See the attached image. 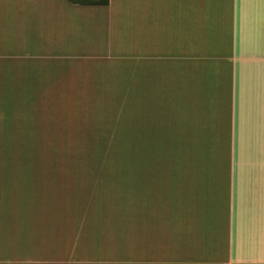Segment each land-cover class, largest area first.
Listing matches in <instances>:
<instances>
[{
	"label": "crops",
	"instance_id": "crops-1",
	"mask_svg": "<svg viewBox=\"0 0 264 264\" xmlns=\"http://www.w3.org/2000/svg\"><path fill=\"white\" fill-rule=\"evenodd\" d=\"M65 95L129 111L142 164L61 214V251L126 260L56 263L50 168L0 148V264H264V0H0V143Z\"/></svg>",
	"mask_w": 264,
	"mask_h": 264
},
{
	"label": "rangeland",
	"instance_id": "rangeland-1",
	"mask_svg": "<svg viewBox=\"0 0 264 264\" xmlns=\"http://www.w3.org/2000/svg\"><path fill=\"white\" fill-rule=\"evenodd\" d=\"M67 96L75 98L71 99L70 106L81 105L84 108L61 107L64 105L63 100L56 97L58 100L54 109L7 110L8 121H15L19 123L18 126L20 124L27 126L26 132L23 130L17 133L19 138L27 140L20 143L7 142L5 147L1 142L0 148L38 151L35 153L37 157H34L35 154L31 157H23V164L30 161L32 165L35 161L40 167L49 166L50 168L51 185L47 188L41 185L34 187L33 196L54 199L56 250L53 260L56 263L105 259L126 260L125 255L93 257L88 248L86 250L88 253H82L83 256L75 253L73 246H69L68 252L61 251L60 241L64 239L63 230L59 228L61 214L66 210L74 209L70 214L75 215L74 221L78 222L80 218L76 215L78 208L85 202L91 204L92 201L97 200L103 203L107 198H119L123 190L121 187H116L118 185L116 179L126 175L128 166L142 164V142L128 141L129 111L106 109L105 105L112 104L89 102L85 99L86 95H65L68 101ZM79 96L82 97L81 100ZM99 97L102 98L104 95ZM133 114L136 112L132 111L131 116ZM141 116L143 117V114ZM147 118H149L148 115ZM122 169L124 173L120 172ZM78 233L80 231L66 237L72 239L73 236L77 237ZM96 237L93 236V238ZM84 254L92 256H84ZM39 256L41 254L37 259H31V257L30 259L42 260ZM30 259L27 257L24 260Z\"/></svg>",
	"mask_w": 264,
	"mask_h": 264
},
{
	"label": "trees",
	"instance_id": "trees-1",
	"mask_svg": "<svg viewBox=\"0 0 264 264\" xmlns=\"http://www.w3.org/2000/svg\"><path fill=\"white\" fill-rule=\"evenodd\" d=\"M74 3L107 4L110 0H71Z\"/></svg>",
	"mask_w": 264,
	"mask_h": 264
}]
</instances>
